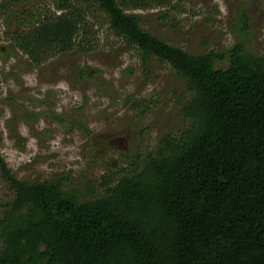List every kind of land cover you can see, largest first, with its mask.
I'll return each instance as SVG.
<instances>
[{"label": "trees", "instance_id": "trees-1", "mask_svg": "<svg viewBox=\"0 0 264 264\" xmlns=\"http://www.w3.org/2000/svg\"><path fill=\"white\" fill-rule=\"evenodd\" d=\"M174 1L58 0L18 35L39 65L75 47L86 29L80 4H96L144 64L169 63L191 97L181 108L187 125L136 156L132 172L103 174L96 196L62 180L23 181L0 153L15 193L0 217V264H264V55L243 42L193 54L142 27L135 11Z\"/></svg>", "mask_w": 264, "mask_h": 264}, {"label": "rangeland", "instance_id": "rangeland-1", "mask_svg": "<svg viewBox=\"0 0 264 264\" xmlns=\"http://www.w3.org/2000/svg\"><path fill=\"white\" fill-rule=\"evenodd\" d=\"M57 1L0 0V153L23 181L62 180L67 190L96 196L103 174L117 180L132 172L136 156L187 125L181 108L191 93L169 63L153 56L144 64L96 4H80L86 29L75 47L37 65L17 37L39 14L57 11ZM135 13L145 17V30L193 54L243 42L264 55V0H175ZM229 64L228 56L216 62ZM14 197L0 169V217Z\"/></svg>", "mask_w": 264, "mask_h": 264}]
</instances>
